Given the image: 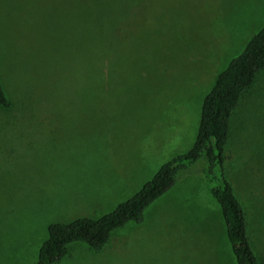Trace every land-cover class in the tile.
Instances as JSON below:
<instances>
[{
	"label": "rangeland",
	"instance_id": "obj_1",
	"mask_svg": "<svg viewBox=\"0 0 264 264\" xmlns=\"http://www.w3.org/2000/svg\"><path fill=\"white\" fill-rule=\"evenodd\" d=\"M107 1L0 0V264L32 263L47 225L111 212L185 153L216 76L264 26V0H124L101 34L85 5ZM204 168L56 264H235ZM224 173L264 264V69L230 118Z\"/></svg>",
	"mask_w": 264,
	"mask_h": 264
},
{
	"label": "trees",
	"instance_id": "obj_2",
	"mask_svg": "<svg viewBox=\"0 0 264 264\" xmlns=\"http://www.w3.org/2000/svg\"><path fill=\"white\" fill-rule=\"evenodd\" d=\"M161 4L163 0H157L148 9ZM102 5L103 11L97 6L85 5L94 28L101 34L109 27L110 20L120 19L126 2L116 0L113 4L107 1ZM76 7H82V4L78 2ZM101 58V55L96 57L94 53L87 56L85 72H100L96 66ZM263 69L264 26L249 38L239 55L218 73L209 92L203 97L196 134L190 148L162 164L150 180L127 200L117 204L111 212L97 219L76 218L67 223L47 225L46 237L36 252L35 260L29 264H56L67 256L69 245L73 243H81L93 252L99 251L116 229L129 223L140 224L144 210L176 183L179 173L199 161L205 164L203 177L211 198L218 205L225 238L235 264H260L248 237L245 211L224 173V148L232 113L243 93ZM0 108H10L1 85Z\"/></svg>",
	"mask_w": 264,
	"mask_h": 264
},
{
	"label": "crops",
	"instance_id": "obj_3",
	"mask_svg": "<svg viewBox=\"0 0 264 264\" xmlns=\"http://www.w3.org/2000/svg\"><path fill=\"white\" fill-rule=\"evenodd\" d=\"M199 4H202L203 3V1L202 0H199V2H198Z\"/></svg>",
	"mask_w": 264,
	"mask_h": 264
}]
</instances>
